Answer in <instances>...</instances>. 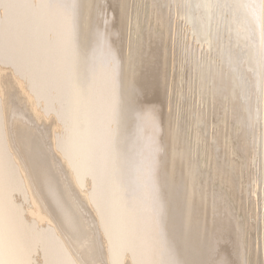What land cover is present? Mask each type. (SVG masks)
I'll return each instance as SVG.
<instances>
[{"label": "bare ground", "instance_id": "1", "mask_svg": "<svg viewBox=\"0 0 264 264\" xmlns=\"http://www.w3.org/2000/svg\"><path fill=\"white\" fill-rule=\"evenodd\" d=\"M0 264H264V0H0Z\"/></svg>", "mask_w": 264, "mask_h": 264}]
</instances>
